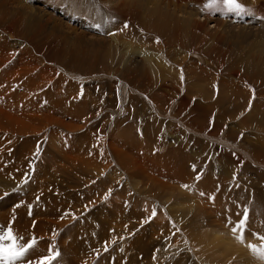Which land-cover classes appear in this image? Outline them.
<instances>
[{"label":"rangeland","instance_id":"obj_1","mask_svg":"<svg viewBox=\"0 0 264 264\" xmlns=\"http://www.w3.org/2000/svg\"><path fill=\"white\" fill-rule=\"evenodd\" d=\"M205 2L0 0V112L8 114L0 140V221L5 227L15 221L24 242L38 238L39 256L51 243L66 263L74 253L77 264H264L247 247L261 244L253 232L264 236V209L260 215L255 209L264 201V0H241L252 13L239 20L204 14ZM188 14L199 25L187 40L144 28L169 16L182 29ZM113 35L117 49L152 53L157 72L142 75L148 64L138 52L109 58ZM160 80L175 93L165 96ZM151 162L154 173L171 178L188 163L192 176L179 177L177 187H166L167 176L149 178L151 184L140 172L128 180L131 169L147 172ZM197 175L213 178L216 188ZM245 208L247 243L239 245L230 231Z\"/></svg>","mask_w":264,"mask_h":264},{"label":"bare ground","instance_id":"obj_2","mask_svg":"<svg viewBox=\"0 0 264 264\" xmlns=\"http://www.w3.org/2000/svg\"><path fill=\"white\" fill-rule=\"evenodd\" d=\"M256 1V0H255ZM164 2V1H163ZM22 4V3H21ZM176 5V4H175ZM22 6V5H21ZM172 6H174V5H172ZM158 7V6H157ZM156 7V8H157ZM179 7V6H178ZM185 7V6H184ZM30 8H32V7H30ZM179 9V8H178ZM135 12V11H134ZM172 13V12H171ZM198 15V14H197ZM183 18H185L186 19V27L185 28H182V29H180V26H177V24H176V21H173L169 16H163V17H161V18H156L155 20H152V21H149L148 22V24L146 25V24H144V25H146L144 28H146V29H148V30H151V31H153V32H155L157 35L158 34H165L166 36H169V35H172V36H177L178 37V42H180V40H187V38H188V36L194 31V29L199 25L198 24V22L193 18V16L191 15V14H188V16H182ZM199 17V16H198ZM141 18V17H140ZM207 19V18H206ZM109 24V23H108ZM110 25V24H109ZM120 28H121V26H119V30H120ZM143 32L144 33H146V31H145V29H143ZM122 33H124V34H126V30H123V32ZM82 34V33H81ZM123 36V35H122ZM156 37V36H155ZM187 37V38H186ZM110 40H109V43H110V48L112 47L113 48V52H115L116 54H114L113 55V52H110L109 53V58H112V57H114V61L116 60V59H118L119 57L120 58H123L125 55H127V57L128 58H136L137 57V54L139 53L141 56H138V57H140V58H142L143 60H145V63L147 62V64H148V69H143V70H145L144 72H143V76H146V77H149V76H151L150 74V71L152 72V74L154 75V73L155 72H157L156 70H157V65H154L153 63H151L152 62V57H153V55H152V53H150L149 51L147 52V51H145V52H142V50H136V52H135V50H133L130 46L129 47H123V48H120V49H117L118 47H119V45L118 44H116L115 43V45L114 44H112L113 42H117V39L118 38H115V36L113 35V36H109L108 37ZM114 38H115V41H114ZM146 38V37H145ZM157 38V37H156ZM186 38V39H185ZM84 39V38H83ZM145 41L146 42H148V43H150L151 45H153V43L154 42H152V41H150V40H147V39H145ZM152 42V43H151ZM73 44V43H72ZM76 45V44H75ZM128 45H130V44H128ZM124 46V45H123ZM99 47V46H98ZM164 47V46H163ZM70 48V47H69ZM112 48H111V50H112ZM115 48V49H114ZM136 48V47H135ZM100 49V48H99ZM137 49V48H136ZM128 52H130L129 54H128ZM138 52V53H137ZM154 54V53H153ZM63 55H65V54H63ZM71 57V56H70ZM79 57V56H78ZM67 58V57H66ZM72 58H76V57H72ZM116 58V59H115ZM52 59H54V58H52ZM63 59V58H62ZM64 59H65V57H64ZM68 59V58H67ZM79 59V58H78ZM125 59V58H124ZM248 59H249V57H248ZM66 60V59H65ZM73 60V59H72ZM110 60H112V59H110ZM127 60V59H126ZM1 61H3V58L1 59ZM77 61V60H76ZM64 62H66V61H64ZM78 62V61H77ZM80 62V61H79ZM78 62V63H79ZM111 62V61H110ZM4 63V62H3ZM108 63H109V60H108ZM144 63V62H143ZM144 63V64H145ZM237 63V62H236ZM7 64V62H5V64L4 65H6ZM69 64V63H68ZM242 64V63H241ZM8 65H10V64H8ZM73 65H75V64H73ZM36 69V68H35ZM34 69V70H35ZM46 69V68H45ZM57 69H59V68H57ZM79 69V68H78ZM111 69V68H110ZM109 69V70H110ZM206 70V69H205ZM248 70V69H247ZM111 71V70H110ZM253 71V70H252ZM68 72H70V71H68ZM113 72V71H112ZM197 73V72H196ZM207 73V72H206ZM39 74V73H38ZM63 74V73H62ZM66 74V73H65ZM80 74V73H79ZM193 74V73H192ZM67 75V74H66ZM73 75H75V74H73ZM158 75V74H157ZM165 75V74H164ZM194 76H195V74H193ZM205 75V74H204ZM85 76V75H84ZM198 76H203V75H198ZM71 77H72V75H71ZM160 77V76H159ZM197 77V76H196ZM204 77V76H203ZM264 77V76H263ZM62 78V77H61ZM161 78V77H160ZM165 78V77H164ZM208 78V77H207ZM195 79V78H194ZM94 80V79H93ZM144 80H145V77H144ZM143 80V81H144ZM170 81H171V79H169ZM203 80V79H202ZM210 80V79H209ZM150 80H148V84L150 83L149 82ZM195 81H199L198 79L196 80L195 79ZM146 82V81H145ZM156 82H157V80H156ZM160 82H161V80H160ZM174 82V81H173ZM202 82V81H201ZM214 82V81H213ZM161 84V85H160ZM196 84H198L197 82H196ZM144 85H146L145 83L143 84V86ZM159 87L161 88V90H162V92L163 93H165V96L166 95H168L167 93H166V91H171V95L173 94V93H175V92H173L172 90H170L168 87H166L165 85L163 86V84H162V82L161 83H159ZM178 85V84H177ZM221 85V84H220ZM252 85V84H251ZM258 85V84H257ZM230 86V85H229ZM148 87V86H147ZM156 87V86H155ZM249 87V86H248ZM222 88V87H221ZM148 89V88H147ZM176 90V89H175ZM178 90V89H177ZM201 90V89H200ZM224 91V90H223ZM205 92H206V90H205ZM222 92V91H221ZM221 92H220V94H221ZM224 93V92H223ZM222 95V94H221ZM224 95V94H223ZM175 97V96H174ZM206 97H207V95H206ZM210 97V96H209ZM208 99V98H207ZM206 100V99H205ZM242 102V101H241ZM246 104V103H245ZM65 106V105H64ZM12 108L14 107V106H11ZM68 107V106H67ZM215 107H217V105L215 106ZM214 107V108H215ZM237 107V106H236ZM242 107V106H241ZM10 108V107H9ZM213 108V107H212ZM238 108V107H237ZM195 109V108H194ZM0 110H1V108H0ZM196 110V109H195ZM210 110H212V109H210ZM236 110H240V109H236ZM205 111V110H204ZM241 111V110H240ZM218 112V111H217ZM202 113V112H201ZM205 113V112H204ZM211 114V113H210ZM235 114V113H234ZM237 114H238V112H237ZM8 114H4L2 111L0 112V125L2 126V128H1V130H0V140H1V143L3 142V135H4V137H5V134H8V133H6V130H5V128H3V118H5L6 116H7ZM201 115H204V114H201ZM247 115V114H246ZM255 115H256V113H255ZM207 116V115H206ZM212 116H214V115H212ZM211 116V117H212ZM215 116H216V114H215ZM210 117V118H211ZM245 118V117H244ZM198 119V118H197ZM214 119V118H213ZM193 120V119H192ZM227 120V119H226ZM235 120V119H234ZM234 120H232V121H234ZM195 121V120H194ZM200 121V120H199ZM262 121V120H261ZM121 122V121H120ZM156 122V121H155ZM203 122V121H202ZM200 123V122H197L200 126L204 123ZM240 122H242V121H240ZM196 123V124H197ZM74 125V124H73ZM195 125V124H194ZM221 125V124H220ZM75 126H77V125H75ZM259 126V125H258ZM257 126V127H258ZM77 127H75L74 129H76ZM260 128H262V127H260ZM60 129V128H59ZM67 129H68V127H67ZM72 129V128H71ZM79 129V128H78ZM65 131H66V128L64 129ZM65 131H64V133H65ZM68 131H69V129H68ZM32 132H33V130H32ZM48 132V131H47ZM63 132V131H62ZM53 133V132H52ZM55 133H56V130H55ZM120 133H121V131H120ZM123 133V132H122ZM66 134H67V132H66ZM44 135H46V133H44ZM53 135V134H52ZM55 135V134H54ZM57 135V134H56ZM55 135V136H56ZM12 137V136H11ZM146 137V136H145ZM170 137V136H169ZM57 138V137H56ZM6 139H7V136H6ZM9 139V138H8ZM17 139V138H16ZM51 139V136H50V138H49V140ZM13 140H15V138L13 139ZM19 141H20V139H19ZM18 141V142H19ZM105 141V140H104ZM54 142V141H53ZM52 142V143H53ZM33 143V142H32ZM104 143V142H103ZM31 144V143H30ZM7 145V144H6ZM33 145V144H32ZM227 145V144H226ZM30 146V145H29ZM135 146V145H134ZM137 148H138V150H140L141 149V146H137ZM19 149V148H18ZM164 149V148H163ZM185 149V148H184ZM108 150H110L109 148H108ZM137 150V149H136ZM181 150H182V148H181ZM119 151V150H118ZM171 151V150H170ZM55 152V151H54ZM59 152H61V151H59ZM113 152V151H112ZM115 152V151H114ZM141 151H139L138 153H140ZM174 154H175V156H177L178 155V150L177 149H175L174 151ZM182 152H183V157L184 158H187V157H189L190 158V155L188 156V155H186L185 153H186V151H184V150H182ZM138 153H136L135 154V156L137 157V155L139 156L140 154H138ZM57 154H58V152H57ZM74 154V153H73ZM111 154V153H110ZM133 154V153H132ZM142 154V153H141ZM112 155V154H111ZM168 155V154H167ZM59 156V155H58ZM117 156V155H116ZM186 156V157H185ZM66 157V156H65ZM130 157H131V155H130ZM165 157V156H164ZM10 158V157H9ZM8 158V159H9ZM55 158V157H54ZM63 158V157H62ZM70 158V157H69ZM71 159V158H70ZM132 159H133V157H132ZM132 159H130V160H132ZM43 160V159H42ZM49 161H50V159H48ZM52 161H50V162H53V160H54V162H55V159H51ZM73 160V159H72ZM128 161V162H131L134 166H135V163H136V160L135 159H133V161ZM63 161V160H62ZM65 161H66V159H65ZM67 162V161H66ZM120 162H123V160L122 161H120ZM119 162V163H120ZM46 163H48V162H46ZM92 163V162H91ZM138 163H139V161H138ZM52 164V163H51ZM74 164V163H73ZM72 164V165H73ZM78 164V163H77ZM124 164H127L128 165V163H126V162H124ZM124 164H122V165H124ZM132 164H130L131 166H133ZM143 164V163H142ZM15 165H17V164H15ZM121 165V166H122ZM126 165V166H127ZM130 165H129V167H130ZM136 165H137V163H136ZM139 165H140V163H139ZM138 165V166H139ZM152 165V162L151 163H148V170H147V172L144 170V169H142V168H140V170H137V171H134V169H131L132 170V172L130 171L129 173H127L128 175H127V177H128V180H130V177L129 176H131L132 175V177H135V176H139V172L140 173H143V175L144 174H146V175H148V181L149 182H151V184H153V183H155V181H152V180H160V178H165L166 176L167 177H169V179H166V181H167V186L166 187H168V186H170L171 187V185H173V184H175L176 185V187H177V182L178 181H182V179L180 180L179 179V177H186V178H184V181H185V179H187L186 181L188 182L189 180L188 179H190L191 178V176H192V172L190 171V169H188V166H190V165H188V163L186 164V166H182L181 168H183V167H185L183 170H186V172H182V170L180 171V170H178V171H180V172H178L177 174H175L173 171H171L173 174H174V177H170V176H168L167 175V172L166 171H159V172H153V170H151L150 169V166ZM188 165V166H187ZM49 166H50V164H49ZM49 166L48 167H46V168H49ZM62 166V165H61ZM118 166H120V165H118ZM121 166H120V168H121ZM125 166V165H124ZM153 166V165H152ZM176 166V165H175ZM62 167H64V169L66 170V168H65V166L63 165ZM136 167V166H135ZM134 167V168H135ZM140 167V166H139ZM154 167V166H153ZM177 167V166H176ZM11 168V167H10ZM9 168V169H10ZM137 168V167H136ZM143 168H145V167H143ZM139 169V168H138ZM147 169V168H146ZM168 169H169V167H168ZM2 170H3V167H1L0 166V181H2L3 182V176H2ZM71 170V169H70ZM97 170V169H96ZM177 170V169H176ZM14 171V170H13ZM87 171V170H86ZM124 171V170H123ZM154 171H156V169L154 170ZM11 172V171H10ZM121 172V171H120ZM8 174V173H7ZM68 174V173H67ZM43 175V174H42ZM41 175V176H42ZM45 175V174H44ZM142 175V174H141ZM40 176V177H41ZM36 177V176H35ZM45 177L47 178V176L45 175ZM144 177V176H143ZM211 177H213V176H211ZM42 178V177H41ZM46 178H44L43 180H45ZM88 178V177H87ZM149 178H151L152 180H149ZM40 179V178H39ZM141 179V178H140ZM201 184H203V185H209V186H212V185H210V182H211V180L213 179H211V180H209V177H206V176H202L201 177ZM163 180H165V179H163ZM39 181V180H38ZM165 181V182H166ZM40 182H41V180H40ZM146 182V181H145ZM157 182V181H156ZM169 182H171V183H169ZM213 182H214V180H213ZM212 182V183H213ZM131 183H132V181H131ZM148 183V182H147ZM146 183V184H147ZM160 183V182H159ZM186 183V182H185ZM218 182H216L215 184H217ZM8 184H10V182H8ZM157 184V183H156ZM214 184V185H215ZM49 185V184H48ZM131 185V184H130ZM158 185V184H157ZM156 185V186H157ZM164 185V184H163ZM213 185V186H214ZM218 185H220V184H218ZM7 186V185H6ZM5 186V187H6ZM134 186V185H133ZM148 186V185H147ZM160 186V185H159ZM197 186V185H196ZM212 186V189L214 188H216V187H213ZM130 187V186H129ZM132 187V186H131ZM44 188V187H43ZM135 188V187H134ZM163 188V187H162ZM162 188H160V189H162ZM198 189V188H197ZM211 189V190H212ZM2 190V189H1ZM132 190V189H131ZM146 190V189H145ZM165 190H167V189H165ZM168 190H169V188H168ZM171 190V189H170ZM211 190L208 192L209 194L211 193ZM164 191V190H163ZM202 191V190H201ZM213 191V190H212ZM135 193V192H134ZM146 193V192H145ZM214 193V192H213ZM96 194V193H95ZM147 194V193H146ZM151 194V193H150ZM171 194V193H170ZM41 195V194H40ZM123 195V194H122ZM161 195H163V194H161ZM169 195V194H168ZM3 196V195H2ZM151 196V195H150ZM149 196V197H150ZM207 196V195H206ZM251 196V195H250ZM143 197V196H142ZM196 197V196H195ZM153 198V197H152ZM198 199H199V197H198ZM201 199V198H200ZM208 199V198H207ZM5 200V199H4ZM18 200V199H17ZM24 200V199H23ZM230 200V199H229ZM204 201V200H203ZM202 201V202H203ZM211 201V200H210ZM234 201V200H233ZM145 202V201H144ZM201 202V203H202ZM250 202V201H249ZM33 203V202H32ZM250 203H252V202H250ZM256 203V202H255ZM257 203H258V205L256 206L257 208H255L256 209V211H257V213H259V215L260 214H262V210L264 209V201H258L257 200ZM18 205V204H17ZM21 205V204H20ZM25 205V204H24ZM35 205V204H34ZM209 205V204H208ZM222 205V204H221ZM252 205H254V203L252 204ZM30 206H32V205H30ZM207 206V205H206ZM214 205H212V207H213ZM19 207V206H18ZM27 207V206H26ZM25 207V208H26ZM208 207V206H207ZM17 208V207H16ZM80 208V207H79ZM118 209H119V207H117ZM123 208V207H122ZM149 208V207H148ZM210 208V207H209ZM219 208V207H218ZM244 208V207H243ZM14 209V208H13ZM151 209V208H150ZM192 209V208H191ZM207 209V208H206ZM230 209V208H229ZM242 209V208H241ZM19 210V209H18ZM33 210V209H32ZM165 210V209H164ZM200 210V209H199ZM208 210V209H207ZM7 211H8V209H7ZM15 211V210H14ZM17 211V210H16ZM20 211V210H19ZM18 211V212H19ZM34 211V210H33ZM83 211V210H82ZM86 211V210H85ZM137 211V210H136ZM147 211V210H146ZM209 211V210H208ZM216 211V210H215ZM236 211V210H235ZM2 212H5V211H2ZM2 212H1V214H2ZM9 212V211H8ZM12 212H13V210H12ZM84 212V211H83ZM141 212V211H140ZM170 212H172V211H170ZM238 212V211H237ZM45 213V212H44ZM123 213V212H122ZM0 214V215H1ZM6 214V213H5ZM12 214V213H11ZM20 215H21V213H19ZM18 214V215H19ZM173 214V213H172ZM13 215V214H12ZM220 215V214H219ZM256 215H258V214H256ZM255 215V216H256ZM99 216V215H98ZM97 216V217H98ZM158 216V215H157ZM214 216V215H213ZM251 216V215H250ZM71 217V216H70ZM262 217L264 218V216L262 215ZM0 218H1V216H0ZM18 218H19V216H18ZM77 218V217H76ZM86 218V217H85ZM176 218V217H175ZM219 218V217H218ZM251 218V222H255L256 223V219L254 218V216L253 217H250ZM1 219H3V218H1ZM51 219H53V218H51ZM213 219V218H212ZM220 219V218H219ZM16 220V219H15ZM20 220H21V218H20ZM54 220V219H53ZM187 220V219H186ZM199 220V219H198ZM236 220V219H235ZM260 220V219H259ZM7 221V220H6ZM214 221V220H213ZM15 222V221H14ZM178 222V221H177ZM201 222V221H200ZM250 222V223H251ZM208 223V222H207ZM254 223V224H255ZM260 223V222H259ZM102 224V223H101ZM0 225H1V221H0ZM199 225V224H198ZM147 226V225H146ZM205 226V225H204ZM13 227V226H12ZM208 227V226H207ZM190 228H192V225L190 226ZM194 228V227H193ZM253 228H255V226L253 227ZM19 229V228H18ZM111 229V228H110ZM216 229V228H215ZM14 230H16V229H14ZM21 230V229H20ZM159 230V229H158ZM210 230V229H209ZM208 230V231H209ZM19 231V230H18ZM137 231V230H136ZM223 232H224V230H222ZM17 232V231H16ZM221 232V231H220ZM231 232V231H230ZM88 233H89V231H88ZM137 233V232H136ZM232 233V232H231ZM152 234V233H151ZM210 234V233H209ZM220 234H222L223 235V233L221 232ZM19 235V234H18ZM85 235V234H84ZM159 235V234H158ZM175 235V234H174ZM211 235V234H210ZM229 235V236H228ZM227 236L228 237H230V238H233V237H231L230 236V234H228ZM233 235V234H232ZM121 236V235H120ZM135 236V235H134ZM151 236V235H150ZM170 236V235H169ZM204 237V236H203ZM224 237V235L222 236V238ZM248 237V236H247ZM155 238V237H154ZM173 238H175V237H173L172 236V239ZM177 238V237H176ZM211 238V237H210ZM229 238V239H230ZM250 238V237H249ZM248 238V239H249ZM218 239H219V237H218ZM228 239V238H227ZM234 239V238H233ZM233 239H232V241H233ZM246 239V238H245ZM204 240H205V238H204ZM211 240H212V238H211ZM220 240V239H219ZM251 240V239H250ZM138 241V240H137ZM172 241V240H171ZM210 241V240H209ZM228 241V240H227ZM235 241V240H234ZM236 241H238L237 239H236ZM134 242V241H133ZM177 242V241H176ZM201 242V241H200ZM229 242H230V240H229ZM239 242V241H238ZM246 243H247V241H245ZM245 242H244V244H245ZM173 243H174V241H173ZM203 243H205V242H203ZM221 243H223V242H221ZM231 243V242H230ZM259 243V242H258ZM169 244H171V243H169ZM206 244V243H205ZM204 244V245H205ZM208 244V243H207ZM212 244H213V241H212ZM231 244H233V243H231ZM237 244H239V243H237ZM236 243H234L233 245H237ZM176 245V244H175ZM194 245H196V244H194ZM198 245V244H197ZM196 245V246H197ZM215 245H217V243L215 244ZM223 245V244H222ZM239 245H241V243L239 244ZM167 246H168V244H167ZM170 246V245H169ZM218 246V245H217ZM216 246V247H217ZM178 247V246H177ZM223 247H224V245H223ZM39 248V247H38ZM153 248V247H152ZM170 248H171V246H170ZM170 248H168L169 250H170ZM165 249V248H164ZM163 250V249H162ZM168 250V252H170ZM173 250H176V248L175 249H173ZM200 250V249H199ZM37 252H40L39 250H37L34 254L35 255H38L37 254ZM205 252V251H204ZM228 252V251H227ZM159 253V252H158ZM167 253V252H166ZM173 253V252H172ZM189 253V252H188ZM68 255H69V257H70V262L69 263H66L65 261H64V259H63V256H61L60 255V257H59V260L63 263V264H77V260H76V256H75V254L74 253H72V254H69V253H67ZM153 254V253H152ZM179 254V253H178ZM39 256V255H38ZM167 256V255H166ZM179 256V255H178ZM233 256V255H232ZM31 257H33V256H31ZM180 257V256H179ZM165 258V257H164ZM182 260V259H181ZM218 260V259H217ZM253 260V259H252ZM170 261V260H169ZM168 261V262H169ZM262 262H264V261H262ZM167 263V262H166ZM92 264H97V263H92ZM104 264V263H103ZM177 264V263H176Z\"/></svg>","mask_w":264,"mask_h":264},{"label":"snow or ice","instance_id":"obj_3","mask_svg":"<svg viewBox=\"0 0 264 264\" xmlns=\"http://www.w3.org/2000/svg\"><path fill=\"white\" fill-rule=\"evenodd\" d=\"M202 12L209 15L219 14L222 16H241L251 14L252 9L241 3V0H206L205 4L203 5ZM92 26L97 31H100L102 27L99 23H95ZM128 27L129 25L125 23L121 30ZM157 43H159V38H157ZM181 80L183 81V74L181 75ZM37 151H39V149ZM193 171H196L195 165H193ZM200 178V175L196 176L197 180ZM233 178L235 179V177ZM24 182L27 183V179H25ZM182 187L185 189L189 188L188 185H182ZM4 195L8 196L9 193L6 192ZM200 195L203 196L205 193H200ZM105 199H107V196ZM209 199L214 200L215 197L210 196ZM156 214V210L153 208L152 217H155ZM237 215L239 216V219L232 226L231 232L240 243H244L245 234L249 226V211L245 208L242 213H238ZM13 222L14 221H10L7 227L0 225V264H59V257L61 254L55 249V245L51 243L49 244L48 253L46 255L31 259L30 257L38 249L39 240L33 235L30 239H28L27 242H24V237L18 236L13 229ZM229 223L232 222L229 221ZM252 235L259 239L261 244H248L247 247L254 257L264 261V236L254 232ZM105 251H107L106 246Z\"/></svg>","mask_w":264,"mask_h":264}]
</instances>
